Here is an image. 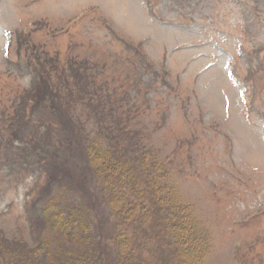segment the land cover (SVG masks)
<instances>
[{
  "label": "rangeland",
  "instance_id": "obj_1",
  "mask_svg": "<svg viewBox=\"0 0 264 264\" xmlns=\"http://www.w3.org/2000/svg\"><path fill=\"white\" fill-rule=\"evenodd\" d=\"M92 148L148 191L102 184ZM56 167L73 177L43 190ZM88 196L98 264L119 263L116 235L127 260L179 264L169 237L145 240L176 201L195 264H264V0H0V256L75 250L53 214Z\"/></svg>",
  "mask_w": 264,
  "mask_h": 264
},
{
  "label": "trees",
  "instance_id": "obj_2",
  "mask_svg": "<svg viewBox=\"0 0 264 264\" xmlns=\"http://www.w3.org/2000/svg\"><path fill=\"white\" fill-rule=\"evenodd\" d=\"M43 84V82H42ZM45 90L46 88L43 87ZM41 90V88H40ZM44 91L43 95L41 92L38 93V98H36V102L41 103L44 100ZM39 101V102H38ZM32 105V104H31ZM36 105V104H34ZM89 153V166L93 169L94 172L98 174V179L101 181L102 184H107V180L111 176L112 186H114L111 190H116V188L120 187L122 190H125L124 188L128 186L130 190L133 192L134 195H136L138 198L141 194L146 193V190L148 191V188H140L137 186V184L144 183L143 177H138V172L135 169V166L132 165L129 160L123 161L122 159H118L117 157L111 158L113 160L108 159V157H111L110 150H103L100 149V151H95V149H88ZM102 160V165H100L99 170H97V161L99 159ZM54 160H57L56 157H54ZM45 169L49 163L48 159H44ZM43 164V165H44ZM66 167V166H65ZM102 169V170H100ZM46 179L45 183L43 185V190L50 189L55 184V181H59L58 185H62V181H66L64 179L72 178V172H69L66 175L61 174L56 167L55 171V177L52 178V175L50 174V170H45ZM96 174V175H97ZM156 178V177H155ZM53 179H55L53 181ZM150 181L152 180V177H149ZM81 180V179H79ZM155 183V182H154ZM147 184L148 183L147 180ZM41 188V189H42ZM40 189V190H41ZM42 190V191H43ZM150 191V190H149ZM121 194H123L121 192ZM115 196V195H113ZM122 200V199H121ZM172 200V198H171ZM170 200V201H171ZM86 204H78V207L72 208L69 211L59 210L56 211L55 214H53V224H51L52 231L57 233L61 238V245L62 244H71L75 247V250H68L63 249L62 251H59L57 254L54 252H51L49 249L46 251V255L44 257V260H39L35 256H31L32 252H29L26 256L25 255H17L18 253H12L11 251H6L2 256H0V259H2L3 264H12V262H15L17 264H98V259L95 258V255L98 253H101L104 251V247H99V250L97 249L98 244L96 240L94 239L95 236L92 235V224L89 223L88 220H86V212L90 211L91 207L93 208L95 206L94 203H91L90 196L86 197ZM113 204L116 205L115 202L111 201ZM122 202V201H121ZM120 202V203H121ZM165 201L162 200L161 205H163ZM140 207L145 212V210H148V207L145 204V201H140ZM34 203L31 201V206L34 208ZM126 207H128L126 209ZM139 207V208H140ZM116 216L118 219L121 220L122 223L126 221V218L130 217L132 213L136 210V207L128 206L127 203L122 204V207L120 209H117V206H112ZM118 210V211H117ZM169 214L173 213V216H175L172 220H167L168 222L161 223L165 220L166 217H164L161 221H158L155 219L156 224H154V227L149 228V230L152 231V235L150 236L148 233H145L146 241H149V238L153 239L154 237L162 236L166 239L168 237L172 240L170 244L175 243V250H172L173 257L176 258V260L181 263L183 262L185 257H188L192 260V264H195L196 262H199L200 256L202 254V250L200 248L199 251L195 252L193 250L191 252L190 247L192 245L191 238H185V235H188V231H184V227L189 228L191 230L192 236L195 234V230L198 231V222L191 218L188 219L189 216L181 217V213H184L186 211L185 207L179 202L176 201L172 208L169 210ZM141 212V211H140ZM29 213L32 214V210L29 208ZM171 217V216H170ZM181 217V218H180ZM86 218V219H85ZM129 220V219H128ZM33 222V221H32ZM127 222V221H126ZM145 220H142L141 218L137 219V222L139 224V229L144 224ZM159 225V226H157ZM157 226V227H156ZM167 231V232H164ZM102 232V231H101ZM167 233V234H166ZM138 236V234H135ZM141 235V234H139ZM142 236V235H141ZM203 239V238H202ZM124 240V239H122ZM120 239V236L113 237L110 239V244L115 245L116 250L119 251L118 255H116L117 260H119L118 264H160L161 262L164 263L163 260L158 258L157 253L155 252L154 260H143L141 258H135L134 262L131 260L126 259L125 252L122 251V248L125 246V242ZM134 247L133 250L130 251L132 256L135 254L134 250L137 251L142 245L143 242H139V240H135L134 238ZM140 245H137L136 242ZM199 245L200 247L204 245L203 240L199 239ZM205 241V240H204ZM101 245V242L99 246ZM173 246V245H172ZM62 249V248H60ZM37 250V249H35ZM57 250V249H56ZM100 251V252H99ZM195 252V253H194ZM35 251V255H36ZM1 255V252H0ZM48 258V259H47ZM157 259V260H156ZM168 262V261H166ZM200 263V262H199ZM182 264V263H181ZM183 264H186L184 262Z\"/></svg>",
  "mask_w": 264,
  "mask_h": 264
}]
</instances>
